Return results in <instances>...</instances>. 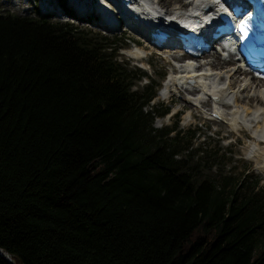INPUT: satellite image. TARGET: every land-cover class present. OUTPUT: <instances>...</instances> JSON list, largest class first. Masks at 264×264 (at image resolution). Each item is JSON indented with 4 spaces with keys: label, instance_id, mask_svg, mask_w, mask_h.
I'll return each instance as SVG.
<instances>
[{
    "label": "trees",
    "instance_id": "1",
    "mask_svg": "<svg viewBox=\"0 0 264 264\" xmlns=\"http://www.w3.org/2000/svg\"><path fill=\"white\" fill-rule=\"evenodd\" d=\"M123 41L0 13V248L15 264H264V189L192 172L195 131L152 125L169 107L146 110L156 84L133 89L147 74L117 59Z\"/></svg>",
    "mask_w": 264,
    "mask_h": 264
},
{
    "label": "bare ground",
    "instance_id": "2",
    "mask_svg": "<svg viewBox=\"0 0 264 264\" xmlns=\"http://www.w3.org/2000/svg\"><path fill=\"white\" fill-rule=\"evenodd\" d=\"M131 1L133 6H130V9L125 6L126 0L117 4L119 12L115 13V16L95 0H69V3L76 9L78 15L83 14L82 17L92 12L101 14L102 24L109 30L120 27L116 21L120 22V16L125 17L123 23H127V29L140 38H147L151 28L161 22L162 18L156 8L163 10L166 15L179 13V8L165 9L151 0ZM190 3L184 4L185 8H190L189 16L202 18L204 22L208 20L204 16V8L208 7L209 11H213L217 6L214 0H191ZM133 15L136 17L133 18ZM171 37L176 38L175 35ZM144 51V48L136 46L128 51V55L139 59L144 57ZM168 52L171 53V50ZM171 55L175 59L173 62L177 63L173 65L180 69L175 68L177 72L168 76L164 87L159 91V97L169 99L183 94L181 99L205 118L225 124L232 130L251 131L252 143L247 144L245 149L247 155L257 162V168L264 171V80L249 76L250 72L235 68L234 61L222 60L214 52L205 53L200 60H195L199 63L197 68H194V62L187 61L184 54ZM206 56H211L207 64L211 62L216 65V69L202 66ZM252 99L256 101L254 105L250 104ZM192 114V112L186 114V121H189L188 117Z\"/></svg>",
    "mask_w": 264,
    "mask_h": 264
},
{
    "label": "rangeland",
    "instance_id": "3",
    "mask_svg": "<svg viewBox=\"0 0 264 264\" xmlns=\"http://www.w3.org/2000/svg\"><path fill=\"white\" fill-rule=\"evenodd\" d=\"M35 1L38 3V0H0V13H30L31 16H47L49 19L58 20L54 18V15L50 16L48 13H41L38 8L36 9L37 6H35ZM151 1L162 5L165 9L179 8V11L181 8H185L184 4H191L188 0ZM62 2L71 6L67 0H55L56 5H62ZM41 5L44 6L45 4L41 2ZM65 12L61 10L63 14L61 19L70 20L67 12ZM71 22L80 27L124 39L123 43H121L123 44L121 49L117 52V59L127 64L129 69H140L147 74L136 81L133 89H142L144 85L151 80L155 81L156 84L157 95L146 110H151L153 105L169 107V112L162 117L155 118L152 125L157 129L175 126L185 135H187V131H195L191 141H188L191 142L189 145H187V143L185 144L188 138L184 139V146L187 145V147L183 150L182 154H180V158L186 160L194 174L199 178L209 177L213 179H221L224 176H235L239 183L244 180V186L247 185L248 182H251L255 184L256 190L264 189V171L257 168V162L247 155L245 149L247 144L252 143L251 131L243 132L232 130L225 124L205 118V116L195 110L193 106L181 99V97L184 96L183 94L175 95L169 99L159 97V91L164 87L165 80L168 76L177 72L175 68L180 69L173 65V60L175 59H173L171 55L180 54L181 51L179 49H173L170 53L168 52L170 51L169 49L155 50L150 45L145 48L144 44L140 45V42L137 41V38L140 37L131 33L125 26L109 30L99 25L95 21V16L93 15L87 20L73 18ZM145 44L148 43L145 42ZM136 46L145 49L143 54L144 57L137 59L128 55V51ZM210 60L211 56H206L202 61V66H204V68L212 67L216 69V65L211 62L207 64ZM255 103L256 101L254 99L250 101L251 105ZM175 111L177 113H175ZM188 112H192L193 114L188 117L189 121H186L185 117ZM173 135H175V132L171 133V136ZM195 149L199 151H195ZM208 153H211L209 155L211 157L207 156ZM215 153L218 154L214 156ZM246 176L249 177L246 179ZM246 188L245 186V189ZM259 240V244L264 241V233L260 234Z\"/></svg>",
    "mask_w": 264,
    "mask_h": 264
},
{
    "label": "water",
    "instance_id": "4",
    "mask_svg": "<svg viewBox=\"0 0 264 264\" xmlns=\"http://www.w3.org/2000/svg\"><path fill=\"white\" fill-rule=\"evenodd\" d=\"M0 257L3 258L9 264H15L12 257L1 248H0Z\"/></svg>",
    "mask_w": 264,
    "mask_h": 264
}]
</instances>
